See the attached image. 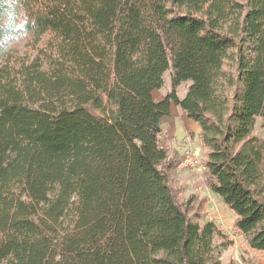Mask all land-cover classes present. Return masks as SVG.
Returning a JSON list of instances; mask_svg holds the SVG:
<instances>
[{
    "label": "trees",
    "instance_id": "1",
    "mask_svg": "<svg viewBox=\"0 0 264 264\" xmlns=\"http://www.w3.org/2000/svg\"><path fill=\"white\" fill-rule=\"evenodd\" d=\"M171 103L264 251V0H0V264H221L172 183Z\"/></svg>",
    "mask_w": 264,
    "mask_h": 264
},
{
    "label": "rangeland",
    "instance_id": "2",
    "mask_svg": "<svg viewBox=\"0 0 264 264\" xmlns=\"http://www.w3.org/2000/svg\"><path fill=\"white\" fill-rule=\"evenodd\" d=\"M19 43V48L22 50V42ZM171 74L172 69L169 67L163 75V86L152 92L155 100L162 99L164 94L171 89ZM185 89L186 83L183 82L178 87L179 97L184 96ZM186 118L172 103L170 113L161 118L160 143L182 156L192 153L197 161L192 169L176 166L172 171V183L178 189L179 198L186 201L192 197V208L189 212L191 218L198 221L200 225L211 221L220 230L221 234L214 236L213 244L221 264H264V251L249 246L244 236L233 227L234 212L205 185L203 175H201L204 150L199 140V129L196 128L198 125ZM254 132L258 136L262 135L260 118L256 120ZM114 149L117 150L118 147ZM123 166L128 179V189L135 195L144 196V177L130 162Z\"/></svg>",
    "mask_w": 264,
    "mask_h": 264
},
{
    "label": "built area",
    "instance_id": "3",
    "mask_svg": "<svg viewBox=\"0 0 264 264\" xmlns=\"http://www.w3.org/2000/svg\"><path fill=\"white\" fill-rule=\"evenodd\" d=\"M196 163L197 161H196L195 156L192 153H190V154L183 155V157L178 161L177 166L179 168L189 166L190 169H192L193 166L196 165Z\"/></svg>",
    "mask_w": 264,
    "mask_h": 264
},
{
    "label": "crops",
    "instance_id": "4",
    "mask_svg": "<svg viewBox=\"0 0 264 264\" xmlns=\"http://www.w3.org/2000/svg\"><path fill=\"white\" fill-rule=\"evenodd\" d=\"M182 114H183V113H182ZM185 118H186V116H185ZM186 119H187V118H186ZM186 124L188 125V124H190V123H186ZM196 128H198V129H199V126H198V127H196Z\"/></svg>",
    "mask_w": 264,
    "mask_h": 264
}]
</instances>
